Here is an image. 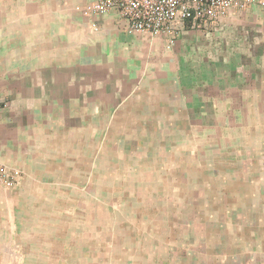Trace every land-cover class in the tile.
<instances>
[{"label":"crops","instance_id":"obj_1","mask_svg":"<svg viewBox=\"0 0 264 264\" xmlns=\"http://www.w3.org/2000/svg\"><path fill=\"white\" fill-rule=\"evenodd\" d=\"M91 1L0 0V165L19 173L11 191L49 186L37 178L91 176L110 128L137 161L152 153L139 146L173 145L164 133L183 128L171 133L188 138V125L195 140L180 141L183 152L201 146L205 130L217 139L230 131L231 141L240 129L263 152L264 7L231 9L216 22L177 19L151 34L130 30L115 11L84 16ZM88 234L74 264H106ZM167 244L135 236L113 264H220L218 252L204 263L203 252Z\"/></svg>","mask_w":264,"mask_h":264},{"label":"rangeland","instance_id":"obj_2","mask_svg":"<svg viewBox=\"0 0 264 264\" xmlns=\"http://www.w3.org/2000/svg\"><path fill=\"white\" fill-rule=\"evenodd\" d=\"M188 127V138L178 139L171 132L183 128L167 129L173 145L139 146L152 152L140 161L110 128L106 150L94 148L91 176L37 178L49 186L30 192L0 186V264H74L82 233L103 244L106 264L140 235L173 251L199 250L204 263L217 252L220 264L264 263V150L240 129L231 141L230 131L217 139L205 130L203 144L183 152L180 141L195 140Z\"/></svg>","mask_w":264,"mask_h":264},{"label":"built area","instance_id":"obj_3","mask_svg":"<svg viewBox=\"0 0 264 264\" xmlns=\"http://www.w3.org/2000/svg\"><path fill=\"white\" fill-rule=\"evenodd\" d=\"M252 6L264 7V0H92L82 6L86 17H95L115 11L130 30L151 34L167 31L180 20L216 22L231 9L246 10ZM3 100L0 97V108ZM19 173L0 165V186L11 188Z\"/></svg>","mask_w":264,"mask_h":264}]
</instances>
